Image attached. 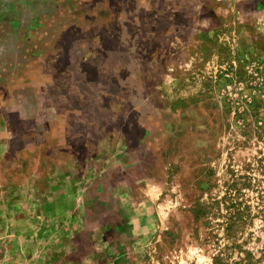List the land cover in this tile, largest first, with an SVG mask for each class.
<instances>
[{
    "label": "rangeland",
    "instance_id": "374dc122",
    "mask_svg": "<svg viewBox=\"0 0 264 264\" xmlns=\"http://www.w3.org/2000/svg\"><path fill=\"white\" fill-rule=\"evenodd\" d=\"M0 264H264V0H0Z\"/></svg>",
    "mask_w": 264,
    "mask_h": 264
}]
</instances>
